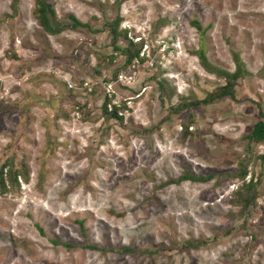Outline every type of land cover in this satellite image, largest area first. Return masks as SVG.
Listing matches in <instances>:
<instances>
[{"label": "rangeland", "instance_id": "374dc122", "mask_svg": "<svg viewBox=\"0 0 264 264\" xmlns=\"http://www.w3.org/2000/svg\"><path fill=\"white\" fill-rule=\"evenodd\" d=\"M45 1L54 32L0 0V264H264V0ZM198 50L239 59L232 98L195 103L223 83Z\"/></svg>", "mask_w": 264, "mask_h": 264}, {"label": "trees", "instance_id": "16d2710c", "mask_svg": "<svg viewBox=\"0 0 264 264\" xmlns=\"http://www.w3.org/2000/svg\"><path fill=\"white\" fill-rule=\"evenodd\" d=\"M122 1V0H121ZM117 2L119 3L120 0H117ZM18 3V0H11L10 2V8H11V12L12 14L16 13V5ZM34 5H35V14L37 15V22L39 24V26L46 32H54L56 31L55 28H53L51 26V24L48 22L50 16L53 14L51 5L49 3H47L45 0H34ZM72 21V24L75 26H81L79 23H77L71 16L69 17ZM117 17L109 22L107 24V28H108V33L111 35L112 37V41L114 42L117 38L118 31L115 30V27L117 25ZM193 26L196 28L197 26L195 24H193ZM125 55L127 56L126 61L129 62L134 53L136 54V51L134 50L133 46H131V48H128L124 51ZM197 56L198 62L201 65V67H203L205 70H207L208 72L211 73H215L216 75L220 76L223 78V83L221 85H219L218 87H216V89L214 91H211L209 93H207L203 99H201L200 101H196L195 103H207L210 102L214 99H218L224 96L233 97V82L234 80L238 79L241 74L243 73V69H242V64L239 61V59L234 55L233 56V63H234V69L231 72L228 71H224V70H219L216 69L214 67H212L206 60L204 53L202 50H198L197 52L194 53ZM257 110H258V114L260 116L259 119H257L253 124L252 127L250 129V131L243 136V139H245L246 141H262L264 140V113L261 111V109L259 108V106L257 105ZM108 115L116 117L115 111L113 110L112 112L108 113ZM118 119H120L119 117H116ZM259 158L264 159V156H260ZM6 164V163H5ZM4 166V164L1 165L0 167V191H6L7 188H10L11 184L14 183L16 184V179L17 177H20L19 175H21L20 173H17L16 171H7L6 173V177H7V183H4L3 179H2V172L1 169ZM246 170L244 167H242L241 169H238L237 172L234 174V177L239 178V179H243V177L246 175ZM211 175H191L187 172L181 174L179 177H177L176 179H174L173 181L168 180L165 182H184V181H189V182H197V181H206L210 178ZM23 181H25V177L23 176ZM256 185V179L252 181V178L250 177V180L247 183H243L241 184L236 190H234L233 192H231V196L228 199L229 202L233 205V206H239L240 210V214L242 212H245L250 206H253L254 204V186ZM190 248V247H196L195 244L192 241H187L182 243L180 248ZM120 253H124V254H128L131 253L132 250H130L129 248L126 247H120L119 248ZM168 256V255H166Z\"/></svg>", "mask_w": 264, "mask_h": 264}, {"label": "bare ground", "instance_id": "6f19581e", "mask_svg": "<svg viewBox=\"0 0 264 264\" xmlns=\"http://www.w3.org/2000/svg\"><path fill=\"white\" fill-rule=\"evenodd\" d=\"M115 215V214H114Z\"/></svg>", "mask_w": 264, "mask_h": 264}]
</instances>
